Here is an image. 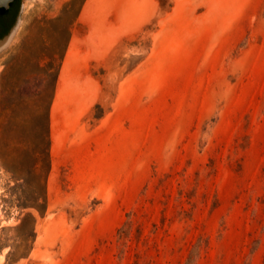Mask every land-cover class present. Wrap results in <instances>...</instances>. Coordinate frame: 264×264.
Wrapping results in <instances>:
<instances>
[{"label": "rangeland", "instance_id": "374dc122", "mask_svg": "<svg viewBox=\"0 0 264 264\" xmlns=\"http://www.w3.org/2000/svg\"><path fill=\"white\" fill-rule=\"evenodd\" d=\"M19 18L0 264H264V0H24Z\"/></svg>", "mask_w": 264, "mask_h": 264}, {"label": "flooded vegetation", "instance_id": "af4514ba", "mask_svg": "<svg viewBox=\"0 0 264 264\" xmlns=\"http://www.w3.org/2000/svg\"><path fill=\"white\" fill-rule=\"evenodd\" d=\"M20 0H12L8 8L0 12V38H2L12 26L18 12Z\"/></svg>", "mask_w": 264, "mask_h": 264}, {"label": "water", "instance_id": "95a60500", "mask_svg": "<svg viewBox=\"0 0 264 264\" xmlns=\"http://www.w3.org/2000/svg\"><path fill=\"white\" fill-rule=\"evenodd\" d=\"M11 1L12 0H0V8H8V6H9ZM23 1L24 0H20L18 12L16 14V17H15V20H14L12 26L9 28L7 33L2 38H0V50L2 48H4L8 44V42L11 39L13 33L18 28V25H19V22H20V18H19L20 12L23 10Z\"/></svg>", "mask_w": 264, "mask_h": 264}, {"label": "trees", "instance_id": "16d2710c", "mask_svg": "<svg viewBox=\"0 0 264 264\" xmlns=\"http://www.w3.org/2000/svg\"><path fill=\"white\" fill-rule=\"evenodd\" d=\"M3 10H4V8H0V12L3 11ZM34 207H36V206H34ZM36 208H37V207H36Z\"/></svg>", "mask_w": 264, "mask_h": 264}]
</instances>
